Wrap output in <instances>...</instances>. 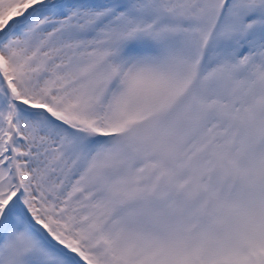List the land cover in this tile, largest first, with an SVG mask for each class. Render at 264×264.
<instances>
[{"label": "snow or ice", "instance_id": "1", "mask_svg": "<svg viewBox=\"0 0 264 264\" xmlns=\"http://www.w3.org/2000/svg\"><path fill=\"white\" fill-rule=\"evenodd\" d=\"M0 264H264V0H0Z\"/></svg>", "mask_w": 264, "mask_h": 264}]
</instances>
